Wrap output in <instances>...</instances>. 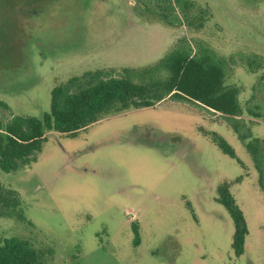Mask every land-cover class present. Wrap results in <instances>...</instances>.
I'll return each mask as SVG.
<instances>
[{
    "label": "rangeland",
    "instance_id": "1",
    "mask_svg": "<svg viewBox=\"0 0 264 264\" xmlns=\"http://www.w3.org/2000/svg\"><path fill=\"white\" fill-rule=\"evenodd\" d=\"M192 1L212 14L201 32L136 15L138 0H0V119L40 117L56 85L89 71L149 67L184 38L235 59L226 85L241 90L244 108L254 95L264 107V0ZM242 55L260 58L261 69L248 71ZM251 133L264 141V119ZM257 179L222 116L169 100L107 117L75 138L50 134L36 162L0 169V185L20 194L29 221L0 215V236L53 251L46 264H264ZM224 182L248 224L240 258L233 222L216 201Z\"/></svg>",
    "mask_w": 264,
    "mask_h": 264
},
{
    "label": "trees",
    "instance_id": "2",
    "mask_svg": "<svg viewBox=\"0 0 264 264\" xmlns=\"http://www.w3.org/2000/svg\"><path fill=\"white\" fill-rule=\"evenodd\" d=\"M138 2L133 7L136 15L173 28L187 27L191 32H201L212 17L209 8L192 0ZM240 61L251 73L262 67L258 57L242 55ZM236 63L233 58L219 56L201 40L191 42L184 38L149 67L127 68L117 73L96 70L72 77L51 90L49 110L40 117L16 115L7 123L0 119V169L9 174L36 162L50 134L75 138L107 117L154 108L170 100L222 116L252 158L258 186L264 192V141L251 133V125L264 119V107L255 103L254 95L244 108L239 99L241 90L226 85ZM0 107L7 108V104L0 100ZM210 136L222 153L236 158L233 148L220 135ZM231 185L224 182L218 187L216 201L233 222L232 249L235 257L240 258L245 254L249 231L245 214L230 191ZM22 206L17 191L0 185L1 216L16 217L27 223ZM133 231L134 246L138 247L141 244L138 227L134 225ZM53 254L34 247L27 240L0 236V264H46V258Z\"/></svg>",
    "mask_w": 264,
    "mask_h": 264
}]
</instances>
